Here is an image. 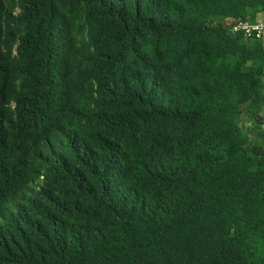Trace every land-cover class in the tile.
<instances>
[{
  "label": "trees",
  "instance_id": "16d2710c",
  "mask_svg": "<svg viewBox=\"0 0 264 264\" xmlns=\"http://www.w3.org/2000/svg\"><path fill=\"white\" fill-rule=\"evenodd\" d=\"M6 1L0 264H264V0Z\"/></svg>",
  "mask_w": 264,
  "mask_h": 264
},
{
  "label": "rangeland",
  "instance_id": "374dc122",
  "mask_svg": "<svg viewBox=\"0 0 264 264\" xmlns=\"http://www.w3.org/2000/svg\"><path fill=\"white\" fill-rule=\"evenodd\" d=\"M172 1H175L176 3H179V4H185L189 8H192V9L195 7V4L197 2L195 0H172ZM6 2L8 4L10 3L9 5L11 6L14 5L12 4L14 3L13 0H7ZM261 22L264 23L263 21ZM80 39H82V37ZM163 41H166L170 46L172 45V43H170L166 39H162V43H164ZM162 43L161 44L158 43L156 38H154L153 36H150L149 40H147L148 53L150 54L149 47H151L153 51L156 50L158 47L164 48L163 47L164 44ZM260 44L264 46V40L260 42ZM227 58L229 61L234 62V57L228 56ZM142 62L155 65L154 60H150V59H147V61L143 60ZM140 67H142V69H146L144 68L143 64L140 65ZM190 71H193L192 67H190ZM258 87L260 88V90H258L257 88L255 91H259L260 95L254 96L253 99L250 100V102H247L240 108V125L243 131L248 134L250 143L264 146V74L263 76L260 77ZM42 182H43V179L40 180L41 185H42ZM24 249L26 248L24 247ZM17 252L20 255L23 254L20 252V250H17ZM1 264H15V263L14 262H3Z\"/></svg>",
  "mask_w": 264,
  "mask_h": 264
},
{
  "label": "built area",
  "instance_id": "2783aa9c",
  "mask_svg": "<svg viewBox=\"0 0 264 264\" xmlns=\"http://www.w3.org/2000/svg\"><path fill=\"white\" fill-rule=\"evenodd\" d=\"M232 33L242 34L246 40H264V23L251 22L249 19H239L232 26Z\"/></svg>",
  "mask_w": 264,
  "mask_h": 264
},
{
  "label": "crops",
  "instance_id": "0c3cea01",
  "mask_svg": "<svg viewBox=\"0 0 264 264\" xmlns=\"http://www.w3.org/2000/svg\"><path fill=\"white\" fill-rule=\"evenodd\" d=\"M257 17H258V18H257V22H261V21H263V20H262V19H263V17H262V15H261V14H259Z\"/></svg>",
  "mask_w": 264,
  "mask_h": 264
}]
</instances>
